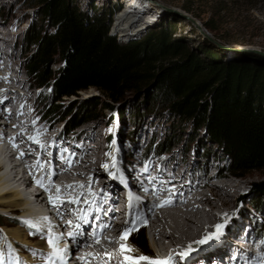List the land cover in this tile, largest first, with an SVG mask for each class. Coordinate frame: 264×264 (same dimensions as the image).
<instances>
[{
  "label": "rangeland",
  "instance_id": "obj_1",
  "mask_svg": "<svg viewBox=\"0 0 264 264\" xmlns=\"http://www.w3.org/2000/svg\"><path fill=\"white\" fill-rule=\"evenodd\" d=\"M69 2L88 19L101 16L105 17L108 22L111 13L114 12L110 32L116 35L119 42L123 44L140 41L150 33L168 29L175 31L176 34L173 35V38L183 41L190 51L202 53L203 49L209 48L217 51L225 60H230L235 56L244 59L254 56L264 57V54L251 50L256 49L264 53V0H69ZM133 3L128 14H116L119 7H130ZM41 7L42 3L38 0H0V34L4 33L6 29L11 31V34H8L10 45L0 60L2 63L0 66L4 67L8 58H11L13 69L8 72L12 75L16 69L21 68V71H18L19 77L24 78L22 81L25 87L31 86L32 88L28 94L29 100L25 105V112L28 113L26 122H39L38 125L34 124L38 131L49 128L47 136H50L52 144L55 143L54 145L57 146L55 150L70 142L73 143L72 149L78 146L75 149L77 156L84 154V161H82L84 167L82 166L81 169L86 172L87 177L85 176V178L91 181L90 189L92 190L88 194L90 197L92 194H94L93 197L100 194V190H104L108 194L118 185L123 186L126 180L124 175H128V172L135 173L137 170L141 171V175L146 176L150 171L154 174L157 173L162 167L165 168V173H170L172 169L176 172L175 178L179 179V176L183 174L182 178L186 183L191 180V184L200 187H204L205 181L220 169L225 175L234 174L224 148L210 140L206 127L203 125L196 128L191 121L179 119L171 114L168 104L163 101L160 95L145 99L130 92L119 102L113 103L114 108L110 109L91 104L94 97L102 96L97 89L92 87L80 91L76 95L64 97L61 103L71 106L70 109L56 117H46L45 97L48 95L47 91L45 88H37L28 75L29 63L41 54L39 40L55 30L52 22L47 16H44ZM125 7L123 11H126ZM184 7H190V12L186 11ZM184 15L197 21L204 31L213 38V41L207 38ZM119 16H129L131 19L124 31L118 27ZM243 47H249V50ZM53 59L54 69L64 65L61 56L56 55ZM11 86V91L19 90L15 85L11 84ZM0 97L2 96L0 95ZM4 107L9 112L8 103L5 102ZM120 107L123 112L119 111ZM71 111H73L71 117L76 116L75 118L83 121L81 126L75 130H69L68 122L71 117L68 116V113ZM34 112L37 114L35 118L31 119L30 114ZM3 126L4 124L0 127ZM4 127L10 129V125ZM26 133L32 134L29 131ZM40 141L39 145H44L46 140L43 142L40 139ZM166 141L170 144L168 151H166V146L162 145ZM84 143L89 150L95 149L94 144L97 143L100 148L86 156L88 152L85 153L83 149ZM24 148L23 145H20V150L25 151ZM49 148L47 150H50ZM64 150L63 152L60 150V153L66 158ZM51 158L52 155L48 159ZM148 163V167L144 168ZM105 164L109 165L108 169L102 167ZM113 164L115 167L112 166ZM151 166H153L152 169ZM147 170L149 171L147 172ZM6 172L5 169L1 174ZM241 173V175L236 173L233 176L236 181L241 182V186L237 190L229 191L232 198L231 206L214 209L213 214L217 217L216 222L206 226L203 234L194 239L195 242L189 241L186 244H180L176 253L170 254L179 261V264L186 263L187 259L180 260L178 254L185 251L189 245L197 249L191 255L205 251L210 247L213 242H210L209 245H198L196 241L215 232V226L224 222L226 213L229 214L228 223L224 229V235L219 241L224 242L229 247L228 249H236L238 246L242 250L254 253L256 251L247 248V244L242 243V240L254 238L257 233L261 238H257L256 241L261 242L264 247V211L257 207L258 199L264 197V169H251ZM129 179L131 180V177ZM212 179L215 183L221 182L215 176ZM78 180L83 181L84 179L79 178ZM122 186L119 187L118 192H121ZM261 186L263 189L259 190L258 187ZM88 195H83L81 201ZM71 196L74 197V195ZM98 198L102 200L101 196ZM107 200L108 203L111 199L107 197ZM146 202L148 204L149 201ZM81 205L83 204L81 203ZM207 205L204 206L209 209L210 205ZM152 207L153 205L150 208ZM50 209L52 208H49L45 215L54 219L56 216ZM159 210L160 208H154L153 211L158 212ZM110 211L117 213L115 209H110ZM17 215L19 214H6L0 210L1 245L5 242L11 243L2 226L7 224V219L14 220ZM145 221L146 216L139 230L144 231L149 251L156 257L158 254L151 244L153 232L148 221L146 223ZM43 223L47 224L44 221ZM237 223H239L238 228H235ZM122 224L126 225V229V222ZM33 225L37 226V223H31L27 227L31 234V240H36L38 238L35 237H38L42 232L40 228ZM235 230L236 232H234ZM57 232L59 231L57 230ZM133 237L136 242L140 243L135 235ZM65 238L66 235L63 234L62 244ZM99 241L102 240L99 239ZM121 241V244H127L125 240ZM226 246L222 247L224 253L227 251ZM48 247L49 245L45 247V250H48L46 249ZM126 254L128 253L125 252ZM159 255L161 254L159 253ZM223 256L219 261L223 260ZM166 257L169 255L164 256V258Z\"/></svg>",
  "mask_w": 264,
  "mask_h": 264
},
{
  "label": "trees",
  "instance_id": "obj_2",
  "mask_svg": "<svg viewBox=\"0 0 264 264\" xmlns=\"http://www.w3.org/2000/svg\"><path fill=\"white\" fill-rule=\"evenodd\" d=\"M38 1L55 28L39 40L41 54L28 68L34 85L47 91L46 117L70 109L61 103L64 97L92 87L102 96L91 104L110 109L130 92L145 99L160 95L171 114L206 127L210 140L224 148L234 173L264 169V57L225 60L209 48L190 51L168 29L123 44L110 32L114 12L106 22L101 16L88 19L69 0ZM184 9L190 12V7ZM56 55L64 65L54 69ZM75 117L69 130L83 123ZM162 145L169 150L167 141ZM258 201L264 211V197ZM136 238L148 248L143 230ZM254 238L261 237L256 233Z\"/></svg>",
  "mask_w": 264,
  "mask_h": 264
},
{
  "label": "bare ground",
  "instance_id": "obj_3",
  "mask_svg": "<svg viewBox=\"0 0 264 264\" xmlns=\"http://www.w3.org/2000/svg\"><path fill=\"white\" fill-rule=\"evenodd\" d=\"M133 5L134 3L129 7L130 10ZM130 21L129 16H119V29L124 31L125 26L129 25ZM8 34H11V31L7 29L4 33L0 34V60L4 57L7 47L10 45ZM10 69H13V61L11 58H8V62L4 64V67L0 66V95L2 96L0 97L2 99L0 102V126L3 124L4 126L10 125V129L4 126V128L0 127V144L4 143L3 148L5 149V152H0V210L6 214L17 213L19 215L14 220L7 219V224L2 226V229L11 242L17 246L18 250L23 252L22 256L28 260L29 264H42L40 256L44 255L45 251L48 252L44 250L47 245H45V240L41 237L31 240V234L27 225L37 223L35 227L40 228L42 233L48 232V235L65 234L67 230L78 225L76 222L71 225L67 222L70 218L71 220H75L77 211H80L79 209L82 206L81 200L83 195L91 193V181L85 178L86 172L81 169L84 165L82 162L84 161V154L82 156H77V153L75 154V149L78 146L65 153L67 155L66 158H64L62 153H54L52 158L48 159L49 155L47 152L49 150L47 148L55 149L57 146L54 145L55 143L52 144V139L50 140V136H47L49 128L38 131L37 126H34V124L38 125L39 122H26L28 113L25 112V105L29 100L28 94L32 88L31 86L25 87L22 81L24 78L19 77L18 71H21V68L16 69L12 75L8 72ZM11 84L18 87L19 90L11 91ZM5 102L8 103L9 112L5 110ZM26 131L32 134H27ZM30 137L42 139L43 142L46 140L45 144L39 145L33 139H30ZM20 145L25 147V151L20 150ZM94 147L95 149L89 150L85 147L84 143L83 149L85 153L88 152L86 156L95 150L98 151L100 148L98 143L94 144ZM64 149L65 145H61L60 150L63 152ZM21 153L24 155H21ZM5 158L8 160H3ZM49 160L51 161L50 165L47 164ZM37 161L41 162L42 167L37 166ZM5 169L7 172L1 174ZM175 173L172 169L170 173H165V168L162 167L153 175L151 183L154 185V189L161 194L168 193L169 196L173 197V202L171 205L164 207L156 205L160 207L158 212L153 211L155 206L150 208L151 205L148 202V210L145 213L146 221H148L149 227L153 232L151 244L160 258L176 253L180 244H186L189 241L195 242L194 239L203 234L206 226L216 222L217 217L213 214L214 209L229 208L232 204L229 191L237 190L241 186V182L233 178L236 173L225 175L221 169L205 181L204 187L191 184V180L189 183H186L182 178L183 174L179 176V179L175 178ZM124 176L126 177L125 182L127 181L130 185L134 183L130 181L129 177L135 176V173L130 174L128 172V175ZM213 176L221 182L215 183L212 181L214 180L212 179ZM79 178H83L84 180H78ZM38 180L42 181L50 191H46L45 187H41L37 183ZM50 182L61 187L60 193L56 192ZM34 184L37 185V188ZM170 184L173 186L170 187ZM66 185H73V187L69 189ZM121 186L118 185L117 188L112 189V192L107 194V197L111 199L107 203L110 206L113 204L118 205L122 200L121 198L124 197L122 190H124L125 184L120 189L121 192H118ZM56 195L63 196L64 203H57L56 205L50 203L49 196ZM71 195H74V197ZM99 196L101 195H95V197L86 201V204L83 205L84 208L89 209L92 206L95 209L96 205L101 201V198H98ZM73 198L78 203L73 204L69 202ZM205 204L210 205V208L206 209ZM49 208H52L50 210L56 216L54 219L45 215ZM116 210H119V208ZM110 213V219L115 222L117 213L113 211H110ZM43 221L47 222V224L45 225ZM122 223H113L112 228L114 233L103 242L99 241V243H96L94 239L93 242L86 245L83 241L76 240L72 246V256L73 254L78 255L80 252L82 255L79 259H76L74 264H127L124 261L125 253H121L120 251L122 242L120 237L124 233L126 226ZM238 224L235 225V228H238ZM88 231H91V228ZM80 234L84 235L82 232ZM126 243V245L137 249L132 244L133 235H128ZM224 246H226L224 242H213L205 251L195 253L187 258L184 264H223V260H219L225 255L224 248H222ZM88 247L92 249L87 251ZM228 248L226 246V249ZM137 250L140 254V250ZM236 250L238 249L236 248ZM0 252L2 251L0 250ZM68 252H70V249ZM130 254L133 256L137 255L135 252ZM151 254L152 257H155L153 253Z\"/></svg>",
  "mask_w": 264,
  "mask_h": 264
},
{
  "label": "snow or ice",
  "instance_id": "obj_4",
  "mask_svg": "<svg viewBox=\"0 0 264 264\" xmlns=\"http://www.w3.org/2000/svg\"><path fill=\"white\" fill-rule=\"evenodd\" d=\"M30 139H33L35 143L40 144L41 141L38 138H34V137H30ZM66 151V150H65ZM21 155H24L23 153H21ZM37 166L38 167H42V164L40 161H37ZM113 167H115V165H112ZM102 167H104L105 169H108L109 165L105 164ZM38 184H40L41 187H45V185L43 184L42 181L38 180L37 181ZM51 186L55 188L57 193H60L61 191V187L59 185H55L54 183L50 182ZM67 188H72L73 185H66ZM81 187H83V185H81ZM46 191H50L49 188L45 187ZM145 191H148L147 188L144 189ZM134 199H139L138 197H133ZM49 202L52 203L53 205H56L57 203H64L63 199L61 196L56 195V196H49ZM69 202L76 204L78 203V201L73 198L71 199ZM172 204V200L168 199L166 201H164V203H162L160 205V207H164V206H168ZM228 218H229V214H225V220L223 223L217 224L216 227V231L213 233H209L208 235H206L203 239L196 241V244L198 245H209L210 242H216L219 241L221 239V237L224 235V229L227 226L228 223ZM81 220H84L85 223H87V217L85 216H81L80 217ZM26 223H30V222H26ZM69 225L72 224V221L69 220L67 222ZM146 223V221H145ZM35 226V225H33ZM75 227L77 229L80 228V225H75ZM105 227H107L105 225ZM137 230L135 228H126L124 233L121 235L120 239L121 240H127L128 235L134 231ZM78 232H70L68 233L69 236L71 237H75L76 235H78ZM63 239V234H59V235H52L50 238L47 239V243L52 247L53 252L50 256V259L55 258L53 260V264H55V260H59L62 262V264H65L66 261V256H67V252L68 249L67 248H62L60 246V241ZM96 243H99V239L96 240ZM120 251L121 253H129V255H125L124 256V261L127 262V264H179V261L175 260L174 257L169 256L167 258H160L158 255L156 257H150L148 255H144V254H139L138 250L133 248L130 245H126V244H121L120 245ZM197 251V249H194L192 247V245H189L188 248L179 253V258L180 260H185L187 258L190 257L191 253ZM137 253V255L133 256L130 255V253ZM0 264H4V258H3V253L0 252ZM14 264H20L19 260H16L14 262ZM261 264H264V256L261 257Z\"/></svg>",
  "mask_w": 264,
  "mask_h": 264
},
{
  "label": "water",
  "instance_id": "obj_5",
  "mask_svg": "<svg viewBox=\"0 0 264 264\" xmlns=\"http://www.w3.org/2000/svg\"><path fill=\"white\" fill-rule=\"evenodd\" d=\"M184 17L185 18H187V19H189L194 25H196V27L207 37V38H209L210 40H212L213 41V38L206 32V31H204V29L201 27V25L197 22V21H195L194 19H192V18H189V17H187V15H184ZM225 48H229V47H225ZM243 48H245L246 50H249V47H243ZM252 51H254V52H258V53H261V54H264L263 52H261V51H259V50H256V49H251Z\"/></svg>",
  "mask_w": 264,
  "mask_h": 264
}]
</instances>
